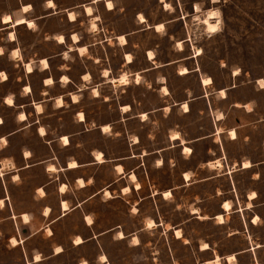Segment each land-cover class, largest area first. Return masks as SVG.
<instances>
[{
    "label": "crops",
    "instance_id": "0c3cea01",
    "mask_svg": "<svg viewBox=\"0 0 264 264\" xmlns=\"http://www.w3.org/2000/svg\"><path fill=\"white\" fill-rule=\"evenodd\" d=\"M51 2L0 0V169L14 161L0 174L7 247L23 264H178L174 253L191 240L181 210L222 225L216 215L225 218L223 203L231 210L237 195L241 225L227 233L256 225L264 86L224 65L211 71L195 54L201 25L184 6L193 11L195 1ZM31 34L49 46L34 58ZM217 160L221 167L209 164ZM244 173L250 184L239 180ZM207 197L217 200L213 214L201 204ZM207 244L195 247L208 254L200 264L216 254ZM262 245L251 237L218 256L231 264L227 255Z\"/></svg>",
    "mask_w": 264,
    "mask_h": 264
},
{
    "label": "rangeland",
    "instance_id": "374dc122",
    "mask_svg": "<svg viewBox=\"0 0 264 264\" xmlns=\"http://www.w3.org/2000/svg\"><path fill=\"white\" fill-rule=\"evenodd\" d=\"M192 1H195L192 5L193 11L192 8L190 9V3H186L184 5L186 12H190V10L191 12H195L194 19L203 27L205 32H203L201 26H196L193 43L195 54L200 55L199 57L203 59L206 65L212 68L211 71H214V67H218V65H224V67L234 69L233 73L237 71V74L239 70L240 73H244L248 78H257V84L259 83L261 87L264 86V0ZM165 7H169V5ZM209 11H216L219 15V27L217 32L213 34L207 33L204 26L199 23V19L206 16ZM24 38H29L28 40L31 41V51L29 52L31 58L45 52L46 47H49L44 42L39 41V38L33 34H31L30 37L25 35ZM191 49H193L192 46ZM259 79L263 82L262 84ZM209 164L213 167L222 166L221 163L220 166H217L216 162ZM260 171V179L254 183V187L259 192L258 198L256 199L258 205L255 207V215L257 216L253 215V217H251V220L253 219L257 224L254 226H247L243 234L241 232L233 236L228 234L231 230H235V228H239L241 225L239 214L234 212L236 204L238 202L242 204L243 199L241 196L237 197L236 195L232 197L235 206H233L231 210L230 203L227 201L229 203V208L225 209V211L228 214H226L224 218L221 213H218L222 215V221H220L216 215L217 222L222 223L224 220L226 221V223L222 225L216 224L212 219L199 220L188 217V213L181 210L180 221H185L182 224V226L184 225L185 227V236H189L191 240L190 245L181 244L180 249L174 253V259L178 264H200L204 258H207L208 254H200L195 247L198 243L201 245L205 243V241L214 249L212 253H216L213 259L216 256L219 257L218 254L229 253L245 246L248 243V238L250 239L252 237L255 242H264V166ZM239 178L242 183L250 184L246 173ZM251 194L255 195L254 192H251L249 196ZM199 198L200 196L196 197L197 200ZM201 204L207 209H210V211H207L208 214L215 213L217 208L216 198L207 197ZM192 212L197 213V210L193 208ZM197 217L201 218L205 216L197 214ZM255 217L256 220H254ZM148 226L150 227V225ZM7 230H9V226L1 222L0 264H23L22 260L19 258L17 249L9 248L6 245L5 233ZM251 253L253 254L243 253L239 258H236V260H233L234 255L230 254L232 256L228 257L229 255H227L226 259L227 261H231V264H250L251 262L252 264H264V245L254 249ZM208 261H206V264H209ZM211 264L227 263L220 262L219 257L217 263Z\"/></svg>",
    "mask_w": 264,
    "mask_h": 264
},
{
    "label": "bare ground",
    "instance_id": "6f19581e",
    "mask_svg": "<svg viewBox=\"0 0 264 264\" xmlns=\"http://www.w3.org/2000/svg\"><path fill=\"white\" fill-rule=\"evenodd\" d=\"M52 3V2H51ZM29 5V4H28ZM107 5V4H106ZM168 4H165V6H167ZM27 6V5H26ZM23 7V6H22ZM26 7H24V9H25ZM29 8V7H28ZM87 8V7H86ZM90 8V7H89ZM22 9V8H21ZM22 11H24V10H22ZM88 13H90L89 12V9H87L86 10ZM70 13H73V12H70ZM68 15V14H67ZM70 17H72V14L70 15ZM73 18V17H72ZM10 19V17H9V15H5L4 17H3V20L4 21H6V20H9ZM139 19L141 20V21H145V19L141 16V15H139ZM24 20L23 19H19V20H17L16 21V23H19V22H23ZM27 22V21H26ZM199 23H201L203 26H204V28H205V30H206V32L207 33H210V34H213V33H215V32H217V30H218V27H219V15H218V12H216V11H209L208 13H207V15L206 16H204L203 18H201V19H199ZM28 25H32V22H29L28 21ZM156 25V29H160V28H162V24H155ZM10 37H13V35L12 34H10ZM77 37V36H76ZM75 36H74V33H73V38L75 39L76 38ZM14 38V37H13ZM11 39V38H10ZM57 40L58 41H61L62 40V36H57ZM177 46H178V48L179 49H182V42L181 41H177ZM81 48V47H80ZM82 49H83V47H82ZM79 52H81V51H79ZM17 55H18V53H17ZM19 57V56H18ZM129 55H126V58L127 59H129ZM148 57L149 58H152L153 57V52L151 51H149L148 52ZM42 62H43V64L44 65H46V61L43 59L42 60ZM41 62V63H42ZM26 64V63H25ZM30 64V63H29ZM43 64H42V66H43ZM32 67L30 66V65H26V69L27 70H30ZM180 70V72L181 73H185V72H187V69L185 68V67H182V68H180L179 69ZM1 71V70H0ZM236 72L237 71H234V74H236ZM1 76V75H0ZM65 76V75H64ZM6 77V76H5ZM121 77H124V76H121ZM65 78V77H64ZM137 78H138V76H137ZM120 80H121V78H120ZM119 80V81H120ZM202 80V79H201ZM48 81V80H47ZM52 81V80H51ZM115 81V80H114ZM117 81H118V79H117ZM203 81L204 82H209L210 81V78H208V77H206V78H203ZM260 83L262 84L263 82L260 80ZM50 84V83H49ZM28 90V89H27ZM163 91H165L166 92V89L165 88H163ZM167 92H168V90H167ZM220 93V92H219ZM225 93V92H224ZM9 97V96H8ZM76 100V99H75ZM62 101V100H61ZM60 100H58V102L60 103L61 102ZM12 103V102H11ZM183 107V106H182ZM184 108V107H183ZM185 108H186V106H185ZM168 109V108H167ZM184 110V109H183ZM21 114V113H20ZM145 116V115H144ZM178 134V133H177ZM230 134V133H229ZM231 134H234V132H232ZM174 135H176V134H173L172 135V137H174ZM171 137V136H170ZM64 138H65V136H64ZM64 140V139H63ZM186 148V147H185ZM189 152V151H188ZM98 156H100V155H98ZM100 159H101V157H99ZM103 159V158H102ZM74 162V161H73ZM216 165L217 166H220V162L217 160L216 161ZM243 167H247V166H249L250 164H249V162L247 161V160H245V161H243ZM50 169V168H49ZM118 170V169H117ZM184 176L187 178L188 177V175L187 174H184ZM131 178V177H130ZM132 179H135V178H132ZM81 182H83V181H81ZM137 184V183H136ZM124 188V187H123ZM122 188V189H123ZM126 188V187H125ZM128 188V187H127ZM123 192V191H122ZM110 194V193H109ZM169 194V193H168ZM108 196V195H107ZM251 197H254L255 195H253V194H251L250 195ZM0 204H2V199L0 200ZM223 207H224V209H228L229 208V203L227 202V201H225L224 202V204H223ZM63 208V207H62ZM45 212V211H44ZM21 215H22V219L23 220H27L28 219V216H27V214H25V213H21ZM217 218L220 220V221H222L223 220V217H222V215L221 214H217ZM89 219V218H88ZM254 220H256V217L254 218ZM151 223H149L148 222V225H152L153 224V222L152 221H150ZM180 230V229H179ZM179 230H176L175 231V234L177 235V236H179L180 235V231ZM133 239V238H132ZM136 239H137V237H136ZM17 241L18 240H16L14 237H11L10 238V242H11V244L12 245H14V244H16L17 243ZM134 241V240H133ZM136 241V240H135ZM78 242V241H77ZM208 246H207V244L206 243H203V244H201L200 245V249H206ZM232 255H229L228 257H231ZM103 258V257H102ZM100 260V259H99ZM218 260H219V257H215L214 259H212V260H209L208 261V263L209 264H211V263H217L218 262Z\"/></svg>",
    "mask_w": 264,
    "mask_h": 264
},
{
    "label": "clouds",
    "instance_id": "9594fccd",
    "mask_svg": "<svg viewBox=\"0 0 264 264\" xmlns=\"http://www.w3.org/2000/svg\"><path fill=\"white\" fill-rule=\"evenodd\" d=\"M48 6H51V0H48ZM108 6H109V7H112L111 4H109ZM97 19H99V17H97ZM95 27H96L95 24H93V27H92V30H93V31L95 30ZM120 42H121V43L124 42L122 38H121V41H120ZM81 51H83V49H81ZM14 55H15V54H14ZM84 79H85V80H88L89 77H88V76H85ZM120 82H121V83H126L127 81L125 80L124 77H121ZM49 83H51V81H49ZM21 119H24V117L21 116ZM105 130H106V129H105ZM2 165H3V167H2V169H0V174H3L4 172H6V171H8V170H11V169L13 168V166H14V161H13L12 159H4V160L2 161ZM91 182H92L91 180L88 181V183H91ZM78 186H79V185H78ZM125 191H127V189H125ZM149 223H151V222L149 221ZM135 243H136V241L134 240V241H133V244H135ZM56 251H60V249L57 248Z\"/></svg>",
    "mask_w": 264,
    "mask_h": 264
}]
</instances>
